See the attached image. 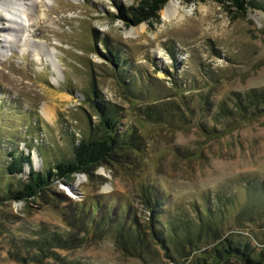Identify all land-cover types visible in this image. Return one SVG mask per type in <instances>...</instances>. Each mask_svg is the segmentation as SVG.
Listing matches in <instances>:
<instances>
[{"label":"rangeland","instance_id":"obj_1","mask_svg":"<svg viewBox=\"0 0 264 264\" xmlns=\"http://www.w3.org/2000/svg\"><path fill=\"white\" fill-rule=\"evenodd\" d=\"M8 1L26 13L12 38L0 9V194L100 134L91 101L117 113L124 144L92 173L55 179L54 200H3L0 264H20L8 255L11 232L75 231L79 207L129 209L146 228L148 192L161 203L163 236L171 227L179 237L201 232L202 219L220 230L166 251L150 243L149 253L103 231L47 264H243L214 258L226 237L264 253V101L248 99L264 90V0L244 13L216 0H172L170 17L167 0L157 18L131 26L115 17L116 5L138 0ZM106 46L120 66L100 57ZM12 149L31 156L22 173L6 170Z\"/></svg>","mask_w":264,"mask_h":264},{"label":"trees","instance_id":"obj_2","mask_svg":"<svg viewBox=\"0 0 264 264\" xmlns=\"http://www.w3.org/2000/svg\"><path fill=\"white\" fill-rule=\"evenodd\" d=\"M167 0H138L133 5L124 6L116 5V18L121 19L126 26L136 25L142 21L150 22L158 17L159 10L163 7ZM221 3H227L230 7H235L239 12L244 13L248 8L258 9L259 5L256 0H216ZM100 57L111 65L118 67L120 63L117 59L116 52L106 46L104 51H98ZM257 96V97H256ZM249 100L264 101V90L260 93L251 92L248 96ZM262 99V100H261ZM91 101V100H90ZM91 106L98 117V128L101 131L99 135L82 137L73 145L72 155L69 159H63L55 163L52 167L42 171H36L30 168L27 177L19 179V186L14 190L7 189L5 194H0V203L3 200H22L25 204L29 202L41 200L50 196L52 183L55 179L65 178L67 181L72 180L75 173H92L98 166L107 165L120 154L122 148L124 133L119 130V119L117 113L109 108L105 109L100 103L91 101ZM107 110V111H106ZM134 138V132L128 134L131 141ZM31 149L30 146H28ZM10 162L6 166L9 174L22 173L24 164H31L30 154L24 151L17 152L12 149L8 153ZM120 156V155H119ZM146 205L149 210V218L146 228H142L132 211L119 210L96 203L95 209L76 208L73 218L78 220L79 228L69 229L67 233L58 231H31L25 230L22 237H17L15 232H11V248L8 255L14 261L20 264H47L46 259L56 260L58 258L57 250H69L74 246H81L86 241L87 236L110 231L116 239L123 244L139 248L141 251L150 252V243H155L164 251L168 249L166 243L190 244L193 236L197 232L206 230L213 231L214 235L218 232L219 226L206 223L204 219L199 224L200 230H196L192 234L179 237L175 228H169L168 236H163L159 229L156 228L157 218L161 203L157 199L151 197L150 192L146 193ZM66 200H69L65 196ZM101 208L100 214L95 215ZM72 218V219H73ZM70 225L71 222L69 223ZM76 229L80 230L77 231ZM189 231V230H188ZM196 234V235H197ZM248 243L235 241L230 237L222 240L220 248L214 247V258L226 257L230 255L238 256L242 259L243 264H255L264 260V253H251Z\"/></svg>","mask_w":264,"mask_h":264},{"label":"bare ground","instance_id":"obj_3","mask_svg":"<svg viewBox=\"0 0 264 264\" xmlns=\"http://www.w3.org/2000/svg\"><path fill=\"white\" fill-rule=\"evenodd\" d=\"M32 4V3H31ZM175 3L174 2H172V0H170L168 3H167V13H166V16L167 17H170L171 16V14H172V11H173V9L175 8ZM9 8H14L13 6H12V3H11V1H8L7 0V2H6V4H3V6H2V3L0 4V9H3L4 11H5V15H6V17L8 16V19H9V23H10V25H11V31L13 32V34L11 35L12 36V38H16V37H18V35L16 34V33H18L21 29H22V23L20 22V19H21V16H20V14H23V13H26L25 12V10H23L21 7L18 9H16V8H14L16 11L14 12V13H17L18 12V14H12V12H10V10L8 11V9ZM5 8V9H4ZM25 15H27V14H25ZM14 32H15V34H14ZM44 114L46 115V116H49V112L47 111V110H44ZM40 159L39 158H37V159H35V164L36 165H40L41 163H40V161H39Z\"/></svg>","mask_w":264,"mask_h":264}]
</instances>
